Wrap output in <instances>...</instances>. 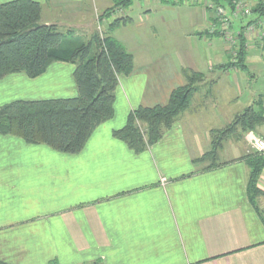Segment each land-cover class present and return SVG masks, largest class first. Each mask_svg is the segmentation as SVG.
<instances>
[{
  "label": "crops",
  "instance_id": "1",
  "mask_svg": "<svg viewBox=\"0 0 264 264\" xmlns=\"http://www.w3.org/2000/svg\"><path fill=\"white\" fill-rule=\"evenodd\" d=\"M6 1L11 0L0 3ZM36 1L41 4L42 23L73 26L84 37L114 17H101L113 0ZM147 11L145 17L150 15ZM194 13V24L208 19L211 28L212 10ZM130 22L110 33L132 54L133 69L119 76L112 117L92 131L79 152L63 153L0 134V261L264 264V223L246 192L249 169L240 159L243 145L231 148L230 156L219 160L223 164L212 169L193 161L209 148V131L221 128L229 117V107L218 108L211 117L204 106L211 87L230 71L218 70L215 75L217 63L211 58L223 57L217 65L225 63L227 46L210 41V50L200 51L179 42L171 51L162 50L145 40L148 33L155 34L154 22L150 26ZM246 22L232 27L245 30ZM204 31L197 32L198 38ZM206 36L222 38L209 31ZM256 45V50L264 49ZM74 68L71 62L55 61L34 78L23 72L8 74L0 78V105L74 97L78 94ZM183 69L204 75L194 94L202 87L206 90L198 94L194 110L180 114L140 153L112 136L130 110L166 104L171 91L184 84ZM257 186L264 191V167ZM256 201L264 212V195Z\"/></svg>",
  "mask_w": 264,
  "mask_h": 264
},
{
  "label": "trees",
  "instance_id": "2",
  "mask_svg": "<svg viewBox=\"0 0 264 264\" xmlns=\"http://www.w3.org/2000/svg\"><path fill=\"white\" fill-rule=\"evenodd\" d=\"M132 1L113 0L112 6L102 16L108 17L112 9L127 7ZM160 1L175 4V0ZM177 1L180 3L184 0ZM209 1L215 6H222L225 11L228 9L227 15H231L232 0ZM249 15L245 26L264 20V0H258ZM40 18L41 4L36 0L0 3V78L19 72L34 78L52 62H71L75 65L73 76L78 94L67 98L13 100L0 105V134L16 135L27 143L44 144L63 153H77L92 131L112 117L119 76L128 75L133 69L132 54L110 33L130 18L123 16L113 19L103 36L93 32L88 37L73 34L71 30L61 31L55 24L42 23ZM213 32L212 35H218ZM233 49V57L228 54V60L218 65L220 70L246 68V42L241 34ZM182 74L184 84L171 91L166 104L138 106L130 110L125 124L113 130L112 136L136 153L157 142L188 108L193 93L204 79L201 72L191 69H183ZM262 124L264 100L258 96L236 113L225 127L211 129L209 149L193 161L206 163L203 167L205 170L223 164L218 161L223 140L236 133L244 136L249 130L257 133L256 129ZM240 159L249 169L246 183L249 201L264 223V216L256 201L258 196L264 195V191L257 186L264 167V154L249 151ZM0 264L11 263L0 261ZM49 264L57 263L51 261Z\"/></svg>",
  "mask_w": 264,
  "mask_h": 264
},
{
  "label": "rangeland",
  "instance_id": "3",
  "mask_svg": "<svg viewBox=\"0 0 264 264\" xmlns=\"http://www.w3.org/2000/svg\"><path fill=\"white\" fill-rule=\"evenodd\" d=\"M257 1L258 0H232L233 9L235 7L237 11L234 10V12L237 15L235 17L231 13V15L229 14L230 16H228V9L226 10L227 18L231 17L230 22L227 23V27H221V22L218 20V18L215 17L214 12L213 15L215 17V21L213 22L211 28H209L210 24L208 19H206L205 22L200 25L199 23L194 24L193 21H191L192 19L194 20L195 13L192 16L194 10L199 11L206 9V3L208 6L211 3L209 0H184L180 3L179 1L175 0L174 5H171L168 2H161L160 0H133L132 3L127 7L112 9L110 15H113L114 17H111L110 22L113 19L123 17L124 15H128L130 17V23H133V25H135L136 23H141L142 25L147 26L150 22H154L153 24L155 25H153L152 30H154L155 34L151 37V35L148 33L145 40H148L152 44H154L155 48L169 51L172 50V45L175 46V44H178L179 42V44L183 43L185 46L190 43L189 45L191 46V48L196 46V48H198L200 51H203L204 48L206 50V47L208 46V43L210 41L214 44H223L224 42V45L227 46L228 50L227 55L230 54L233 57V48L234 44H236L238 41V35L241 34L243 37H245L247 50V56L245 60L246 68H237L236 70L230 69V71H228V75L223 76L222 79L218 82L217 86L211 87V93L208 94L209 96L207 97V101H205L204 103V106L207 109L206 113L208 112L211 117H213L214 112H216L218 108L221 107L222 109H225L226 107H229V117L227 118V121H224L225 123L222 125V127H225L233 120L236 113L242 111L258 96L262 97L264 100V49L256 50V44H258L257 41L259 40L257 38L255 39L248 37L249 32H247V25L244 28L245 30H241V32L240 30H236L232 27L233 25H235V22L239 21L238 25L240 26L243 24V21L249 20L250 15H247L248 17H245V15H243L241 11L244 8H249L251 11V8L256 4ZM199 2H201L203 5L198 4ZM213 6L215 8V5ZM145 8L149 9V11H147L146 13L150 15L147 17H145L143 13ZM87 17L89 16L87 15ZM232 18H236L238 20H233ZM160 21L162 23L158 24ZM150 25H152V23H150L149 26ZM258 25V22H256L255 30H258V32H260L261 29L264 28L263 26L259 27ZM107 27L108 24L99 25L96 27V30L94 32L98 33L99 36H103L105 32L109 30V28ZM59 29L61 31L71 30L73 34L83 36V34L79 32L80 30L74 28L73 26L64 28L59 27ZM193 31L196 34L189 36V33H192ZM198 31H204L201 35L202 38H198ZM208 31L210 33L215 31L213 33L221 35L222 38L220 37L221 39H219V37L217 36H206V32ZM187 36H189V38H187ZM261 46L262 48H264V41L262 42ZM208 50L210 49L208 48ZM251 53L256 55H250ZM211 58L214 64L221 63L224 59L222 57L220 60H216L213 55L211 56ZM225 60H228V56H226ZM217 64L214 66L215 75H218L220 73V71H218L220 70V68ZM201 82H203V80ZM218 88L221 89L220 93L217 91ZM205 90L206 88L202 87L196 95L194 94L195 92L193 93V98L191 97L192 102L191 104L189 103L187 109L191 108V110H194L196 106L194 105V101L198 98V94H202V92H205ZM204 108H201L200 112H202ZM256 131L264 133V124L261 125V127L259 126ZM236 132H239V130H237ZM237 145L239 147L243 145V147L245 148V153L249 152L248 146L246 145V142L244 140V136L242 134L238 136V133H236L235 135L227 137L225 140H223L222 147L224 149L221 153V156L218 152V161L224 156L228 155L231 148H234ZM208 149H206L205 151H207ZM228 156H230V154ZM260 211L264 216V212L262 210Z\"/></svg>",
  "mask_w": 264,
  "mask_h": 264
},
{
  "label": "built area",
  "instance_id": "4",
  "mask_svg": "<svg viewBox=\"0 0 264 264\" xmlns=\"http://www.w3.org/2000/svg\"><path fill=\"white\" fill-rule=\"evenodd\" d=\"M205 6L214 12L215 17L218 18V20L221 22V27L222 26L227 27V23L230 22V19L227 18L226 11L224 8L220 6H215L214 8V6L211 3L209 4V6L206 3ZM234 10H236L235 7L232 11V15L236 17L237 14H235ZM241 12L243 15L247 16L250 14V9L244 8ZM258 24H259L258 25L259 27L263 26L264 28V20H259ZM247 32H249V35H248L249 38H255V39L257 38L260 41V42L258 41V43L260 44L259 46L262 45V42L264 41V29H261V31L258 32V30L257 31L255 30V24H251L247 26ZM244 140L246 142V145L248 146L249 151H254V152H259V153L264 154V135L263 134H259L253 130H249L244 134Z\"/></svg>",
  "mask_w": 264,
  "mask_h": 264
}]
</instances>
